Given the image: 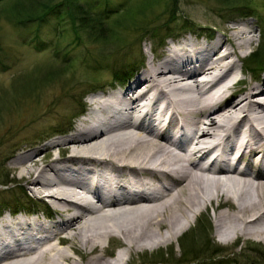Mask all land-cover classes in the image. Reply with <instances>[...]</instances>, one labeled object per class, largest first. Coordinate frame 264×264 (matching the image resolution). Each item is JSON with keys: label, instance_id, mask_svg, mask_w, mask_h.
<instances>
[{"label": "bare ground", "instance_id": "obj_1", "mask_svg": "<svg viewBox=\"0 0 264 264\" xmlns=\"http://www.w3.org/2000/svg\"><path fill=\"white\" fill-rule=\"evenodd\" d=\"M219 34L175 41L126 85L91 96L42 158L24 148L14 161L21 189L55 218H3L0 264H128L133 250L182 236L215 201L225 236L264 240V77L238 73L255 32L236 23ZM60 104L35 118L58 116ZM115 238L125 251L109 258Z\"/></svg>", "mask_w": 264, "mask_h": 264}, {"label": "rangeland", "instance_id": "obj_2", "mask_svg": "<svg viewBox=\"0 0 264 264\" xmlns=\"http://www.w3.org/2000/svg\"><path fill=\"white\" fill-rule=\"evenodd\" d=\"M87 1L93 2V0ZM113 1L114 4H116L115 2H124L125 0ZM167 1L168 0H164L156 6L154 8V14L150 16L153 20L159 17L158 21H156L158 22L157 24L164 25L168 19V16H161L165 10ZM100 2L101 1L98 0L97 4H93L95 9ZM176 5L178 11L175 16L178 20L172 23L170 27L174 28L181 26L180 28H182L184 21L189 20L192 24L194 23L196 25V30L176 32L174 38H168L166 40L164 47H158L159 50H156L155 45H153L152 38L147 36L144 39H141L140 42H137L135 48L129 49L126 57L124 53L127 52V47H121L122 51L120 54L122 55L116 57L120 50L113 49V46H82L73 49L70 54L72 57L70 61H77L75 58L81 56L83 52H87L90 62L94 59H99L100 56L102 58L105 54H111L112 56L107 60V64L109 62V64H112L113 66L114 64L119 66V63L123 61L126 63L123 67L127 68L128 65L135 63L136 57H139L140 55L142 63L131 73L132 75L135 73L138 74V72L145 69L152 58H155L156 60L161 59V54L166 51L167 47L172 45L176 40H182L188 32L209 36L211 32L217 31L220 33L219 35H221L225 34L226 28L233 26L236 23H243L246 27L249 26L255 32L254 46L247 47L246 53L248 54L257 52L255 50L264 40V34L260 33L262 26L258 19L243 18V16H238V13H235L234 11H227V7L223 6L219 1L177 0ZM48 20V23L43 24L39 32L41 42L51 46L44 51H42V48H35L34 45L30 44L35 31L34 26L28 28H16L6 22H0V42L4 51L1 56L2 63L5 62L6 65L3 66L0 64V94L5 95L12 90V86L15 85L14 80L17 77L29 78L33 71H40L44 74L63 64V52L68 49L65 46L68 43V40L63 38L60 39L62 45L59 47V51H63L60 52L61 57H54V55H56L55 49L57 50V48L56 45L53 46L52 43L59 38V36L57 38V35L59 34L57 30L61 29L63 25L53 17H50ZM56 26L59 27V29L55 28ZM55 30L57 33H55ZM174 30L179 29L177 28ZM126 35H128L127 39L129 43H135V34L130 33L125 34V36ZM102 49L104 52L101 54ZM80 64H77L74 68L72 67V69L65 70L69 72L63 74L60 73L62 79L59 80L65 83L58 80L55 84L50 83L49 85H46L39 91V94L37 92V98L34 100L37 102L29 105V108L27 109L15 112L14 115L0 123V171L9 174L8 179L13 182L9 188L3 187L0 184V203H2V201H8L9 204L13 206V211H16L17 208H22L21 206L16 205L15 202L18 201V204L23 202L26 206L30 207L35 206V202H39L40 205H37L38 210H41L43 205L47 206V203L34 198L32 190L29 188L30 185L27 187V192L22 191L21 185L22 183H25L26 178L21 179V174L18 170L14 169L15 159H17L21 153L26 151L24 148H29L27 150H30V152L41 151L40 157L42 158L45 152H42L41 147L54 140L50 137L56 135V133L53 132L55 129L63 128L70 122L71 125L75 124L82 119L80 117L77 119L72 117V115L75 114L76 107L79 108L75 98H82L84 103H89L88 101L91 96H93V94H91V92H93L91 90L92 87L90 86L91 83L99 80V82L103 84L112 77L111 72L108 70L104 71L105 73L94 75L86 69L85 65ZM238 64L239 69L241 66H245V62L244 65L243 62H238ZM63 67H66V65ZM63 67L62 69H64ZM238 73L241 74V71L239 70ZM94 77H96V79H94ZM247 79H250V76L247 77ZM58 99H62V104H60L57 109L54 108L51 111H57L58 116H42L40 119H33L34 116L40 117L46 112L49 113L50 111L48 110L51 109V103ZM1 102L5 106V102L2 100ZM86 111L88 114V108H86ZM65 129H68V127H65ZM50 132H52L51 134L53 135L46 137ZM66 136L67 135H64L62 137L64 138ZM35 141H38V144L31 147ZM54 155L57 157L60 156L58 149L54 150ZM31 200L34 201L32 202ZM217 206V201L213 202V204H209L202 214L200 213L199 216L192 220L188 230L184 232L182 236H176V238L170 243L154 250H133L130 252V255L128 254L127 256L128 259L130 258L128 264H208L211 260V256L214 255L215 257H219V260L224 261L236 259L240 264H264V240L246 236H241L239 238L235 236H225L224 234L227 233L223 234V232H220L218 229L219 226L215 224V217L219 213ZM223 210H229L232 212L234 207L231 203L224 202L222 211ZM40 213L42 216V212ZM206 227L209 228L210 231H206ZM232 229L236 230V228H230L229 233ZM207 239L212 240L213 245H216L218 249L223 247V249H221L223 252L219 254H215V251L212 253H210L211 251L208 252L207 249H205L207 247L205 245L207 244L205 243ZM121 241V239L115 238L106 242L105 252L107 257L115 256L120 250L125 251ZM193 249H198V254L196 253V256H194V258L198 259L191 257V251ZM183 253H185V256H183ZM162 254L167 255V257L163 258L165 255Z\"/></svg>", "mask_w": 264, "mask_h": 264}, {"label": "trees", "instance_id": "obj_3", "mask_svg": "<svg viewBox=\"0 0 264 264\" xmlns=\"http://www.w3.org/2000/svg\"><path fill=\"white\" fill-rule=\"evenodd\" d=\"M100 4L97 5V8H94L93 4H97L98 0H93V2L87 0H0V22H6L16 28H28L34 26L35 31L33 33V38L31 40L32 45L38 48H42V51L49 49L51 46L41 42L40 30L43 24L48 23L50 17L55 18L62 23L61 29L57 32L58 39L55 40L53 46L56 45L57 50L54 57H61L63 51H59V47L62 45L60 39H67L68 43L65 45L68 49L63 53V64L58 66V68H53L51 71L42 74L40 71H33L30 74V77L22 78L17 77L15 85L12 86L7 94H0V123L7 120V118L14 115L15 112L29 108V105H32L36 98L37 92L49 85L50 83H56L59 79H62L61 74L69 72L65 71L76 67L77 64L85 65L92 74L98 75L105 73L104 71L108 70L111 72V79L105 83H100L94 81L91 83L92 91H97L99 89H105L107 87L113 86L116 83L124 84L131 73L134 72L138 66L142 63L141 56L136 57L135 63H132L124 68L123 65H126L123 61L119 63V66L114 64H107V60L110 59L111 54H105L99 59H94L90 62L88 59L87 52H83L76 60L72 62L70 56L73 49L82 47V46H91V45H106L112 47L113 49L120 50L116 55L118 57L121 53V47H127V52L124 53L125 57L129 49L135 48L136 43L140 42L141 39L149 36L152 38L153 45L155 47L164 45L167 38L176 36V32L179 31H188L196 30V25L191 21H184L182 28L180 27H170L172 23L176 22L177 14V0H168L165 5V10L161 16H168L164 25L157 24L159 17L156 19H151L150 16L154 14V8L158 6L164 0H125L124 2H115L113 0H100ZM219 1L223 6L227 7V11H234L238 13V16H250L255 17L259 20L260 25L262 26V34H264V0H216ZM238 10V11H237ZM226 11V9H225ZM60 25V24H58ZM179 30H174V29ZM55 30V33H57ZM135 34L136 41L135 43H129L127 36L125 34ZM44 46V47H43ZM62 49V48H61ZM114 51V50H113ZM2 52L3 47L0 42V64L3 66L5 62L2 63ZM104 50H101V54ZM123 55V56H124ZM129 61V60H128ZM106 64V66H105ZM66 67H63L65 66ZM62 67L64 69H62ZM246 71L251 72L255 76L264 70V40L260 44L257 52L252 54L245 63ZM6 69V68H3ZM124 69V70H123ZM61 73V74H60ZM96 79V77H94ZM61 81V80H59ZM63 82V81H61ZM65 83V82H63ZM15 89V90H14ZM10 97V98H9ZM2 101L5 102V106L2 104ZM76 103L79 105V108L76 107L75 114L72 115L73 118L79 116L85 111V103L81 99H76ZM35 118V116L33 117ZM71 122L68 125H65L67 128L70 127ZM65 127L60 129H55L54 133H64L69 129ZM68 127V128H69ZM50 132L46 137L52 135ZM38 141H35V144ZM9 174L6 172L0 171V184L3 187L9 188L13 182L9 181ZM3 180V181H2ZM2 181V182H1ZM32 201V200H31ZM19 202V201H18ZM15 202L17 206H21L22 209H31L32 207L26 206L23 202ZM21 208H17L20 210ZM5 210L13 211V206L9 202L0 203V214ZM210 231L206 227V231ZM205 244L207 251H215V254L223 252L222 248H217L216 245H213V241L207 239ZM214 249V250H213ZM191 257L194 258L196 253L198 254V249H193L191 251ZM165 255V254H162ZM185 256V253H183ZM167 257V255L163 256ZM198 259V258H194ZM186 262V261H185ZM204 264V263H200ZM208 264H239V261L236 259H230L227 261L219 260V257L211 256V260ZM256 264V263H249Z\"/></svg>", "mask_w": 264, "mask_h": 264}]
</instances>
